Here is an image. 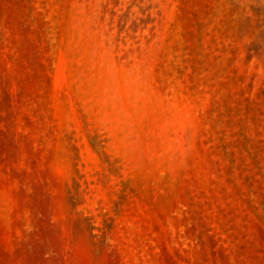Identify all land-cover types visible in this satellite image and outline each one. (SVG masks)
<instances>
[{
  "label": "rangeland",
  "instance_id": "obj_1",
  "mask_svg": "<svg viewBox=\"0 0 264 264\" xmlns=\"http://www.w3.org/2000/svg\"><path fill=\"white\" fill-rule=\"evenodd\" d=\"M0 264H264V0H0Z\"/></svg>",
  "mask_w": 264,
  "mask_h": 264
}]
</instances>
